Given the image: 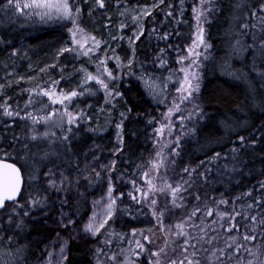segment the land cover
<instances>
[{"label":"trees","instance_id":"1","mask_svg":"<svg viewBox=\"0 0 264 264\" xmlns=\"http://www.w3.org/2000/svg\"><path fill=\"white\" fill-rule=\"evenodd\" d=\"M107 1L105 8L93 7L91 15L87 9L92 5V0H71L73 3L83 4L84 6L79 22L85 31L103 37L102 23L99 20L110 13L111 7ZM137 1L140 5L152 6L158 4V7L153 8L151 14L144 20L143 35L135 42L136 61L133 65L129 66L127 64L128 59L132 56V50L126 46L121 47L120 53L125 66L121 72H115L119 77L114 84L118 85V90L124 93V97H117L115 104H105L107 93L100 88V92H97L94 96H86V101L81 104L80 109H83L92 119L89 122V120L82 117L78 125L79 134L77 136V140L82 145L81 151L87 152L88 158L92 159L93 154L98 157L92 163L93 167L107 164L110 159L117 160L116 170L112 175H116V181H119L116 182L118 193L123 191L125 195L121 197L120 204L119 197L117 215L110 223L111 228L108 227L109 230L103 233L100 238L75 237L79 233L78 228H80V225L90 215L92 201L103 192L106 185L105 178L102 176L96 184L87 188L85 194L81 197V204L77 208L80 219H78L76 232L74 231L70 237V259L73 260V264H95L96 247H103L104 251L108 250L103 242L105 235L111 239L113 244L124 248L123 240L128 239L127 245L133 243L131 239L132 229L142 230L150 226H157V223H155L157 218L152 215L151 208L148 209L150 221L141 218L145 214V201L150 204L152 199L158 198L155 205L158 211L172 206L169 203L171 200L170 192L167 190L164 192L158 191L159 188L164 186L165 181H171L175 185V182L180 180L181 177L187 179V174L181 171L182 166L195 165L198 161L204 160L206 156H211L213 151L228 150L227 141L230 138V133L225 128L224 121L227 120L231 123L229 118L235 119L240 124V129L234 127L231 130L232 133L240 131V134L249 135L258 140L260 139V132L264 130L261 128L264 112L251 104L247 82L232 74L231 68H241L242 63L239 58L231 56L229 50V41L232 33L237 29L238 22H249V10L255 9L261 0H217L220 4V10L210 13L213 18L204 25L206 39L212 47L207 49L206 55L203 54L205 50L202 46L194 47V51L202 53L199 62L202 67V87L199 94V104L206 115L200 122L198 121L199 123L194 125L197 127V134H189L186 139L180 135L182 151L179 156L176 155V165L168 163L166 150L163 152L167 141L162 140V144L158 142L155 131L162 123L165 125L169 123L164 118L168 114V108L171 107V104L173 106V101L179 102L180 94L177 89L183 80L182 70L190 65L191 68L194 66L191 62L195 57L188 52V48L197 39V20L192 9L199 3V0H184L183 19H180V0H163V3H160V0ZM6 2L7 0H0V21H3L0 23V35L5 37V40L0 42V62L10 59L19 62L25 56V60L29 61L30 64L47 68L46 76L51 77L53 82L61 80L59 85L68 87L70 90L80 89L82 86L87 85L84 82L85 80L81 78L77 81L74 79L79 77L80 74L86 73L85 69H87V73L89 71L91 74L98 75L101 73L103 69L100 65L93 67V63L78 51L60 53V49L70 43L71 32L69 29L72 27L71 22L61 19L59 16L42 17L38 12L33 13L31 16H20L13 15L12 10L9 9L5 13L2 9ZM169 5H171V16L168 15ZM237 5H241V7H237ZM251 22L255 24L256 15L251 16ZM153 28L156 32L168 31L172 35L167 40L160 39L153 32ZM161 48L166 50L165 54L160 53ZM16 49H19V51H15ZM226 54L228 55L227 63L225 62ZM161 55L167 61L164 65L159 63ZM182 55L188 56L189 59L181 62L179 57ZM141 64H143V68H141ZM129 67L132 69L131 74H129ZM144 73H148L157 81V84L163 90L162 93L150 94L148 88L145 87V81L140 79ZM61 77L63 78L61 79ZM250 78L258 81L259 74L252 70ZM24 87L34 88L27 85H24ZM258 89L259 84L257 85V93ZM6 91L8 92L9 89L6 88ZM10 94H12L11 88L6 97L0 95V105L10 97ZM15 100L19 101L18 97ZM8 104L12 105V102ZM47 105L46 99L33 98L30 102L29 111L43 117L51 111V108ZM128 105H131V112L127 111ZM75 107H77L76 103ZM2 110L3 108L0 107V136L3 137V139H0V148L13 134L19 138L22 132L30 133L32 127V123H22L16 121V119L3 118L5 115L2 114ZM121 112L126 113V119L123 120L125 147L123 151L116 152L115 149L119 147V142L116 139L115 132L121 121ZM93 117H97V121H94ZM153 117L154 119H152ZM13 120H15V124L11 123ZM37 128L39 129V127ZM101 128L102 131L90 130ZM52 130L62 131L57 127H53ZM209 134L213 137L212 140L206 139ZM231 139L235 140V135H231ZM88 149L92 151L88 152ZM157 150H159L160 157L164 161L160 165V170L168 165L170 173H167L166 177L161 178L160 175L155 179L153 183L156 185V189L143 197H149L148 200L140 199L139 195L136 199H132L131 193L137 191V188L130 181L136 180L137 185L147 191L149 181L143 179L142 173L148 171L149 176L152 174L153 171L149 170L152 168L153 158L156 159ZM261 152H264V147L255 148L252 151L255 159L249 161L246 157L245 162L249 164V167L244 168L239 174L230 171L214 173L217 178L213 179L210 176L206 186L197 179L193 188H189V192L194 190L200 192L202 199L197 201L192 196H186L188 203L185 208H169L171 216L173 215L176 219H179L180 214L183 218V213L189 211L192 206L198 205L202 208L205 204L212 206L223 197L228 198L230 204L220 205V211L231 210L233 204H235L236 210H239V204H247L251 199L247 195H241L247 193L249 187L253 188L254 196H260L262 190L259 184L264 182ZM77 155H80V153L78 152ZM80 158L85 160L83 155ZM85 162L87 163L88 160ZM213 163L215 164V162ZM236 197H239V199H235ZM64 211L67 212L69 209L65 208ZM255 211H261V209L258 208ZM59 213L60 205L57 202L42 211L33 209L31 217L26 219V228L16 229L13 226H8L12 228V231H9L8 234L11 235L12 232H15L19 237V244L25 245L28 249L27 264H44V258L47 252L50 251V248H45V245H48L52 240H56V233L58 232L62 237L68 235L66 231L58 226ZM213 215L214 217L212 216L210 220L217 219L218 212L214 211ZM203 217L204 213L201 212L194 223L198 219H203ZM236 219L238 223H241L242 228L247 223L246 219L244 221H241L240 217ZM222 222L226 226L228 218L224 217ZM8 227H6V231ZM216 233H219L218 240L225 239L224 243L228 241V234L224 230L217 228ZM234 233L235 230H233ZM160 240L161 242L159 241L156 244L153 242L148 247L151 249L162 245L165 240L164 236H161ZM228 242L231 243V241ZM59 243L58 241L55 247L58 248ZM253 243L259 245V236ZM0 244L1 248H4L8 241L0 242ZM15 246L13 245V247ZM116 249L119 248L116 247ZM240 256L242 260L248 258L243 252ZM140 257L144 259L145 264H148L145 261L146 257L143 255ZM131 258L136 261L135 258Z\"/></svg>","mask_w":264,"mask_h":264},{"label":"snow or ice","instance_id":"2","mask_svg":"<svg viewBox=\"0 0 264 264\" xmlns=\"http://www.w3.org/2000/svg\"><path fill=\"white\" fill-rule=\"evenodd\" d=\"M117 3H119V0H117ZM160 3H163V0H160ZM180 5V19H183L184 0H180ZM93 7L105 8L106 0H92V5L88 7L87 11L92 13ZM151 7L156 8L158 4H154ZM237 7H241V5H237ZM9 9L12 10L13 15L20 16H31L38 9L42 17L59 16L61 19L71 22L72 27L69 29L71 39L76 46L80 47H74L73 44L69 43L60 49V53L80 51V48L87 43V39L81 40L77 38L78 35H82L85 32L79 22L84 11L83 4L73 3L71 0H7L2 10L7 13ZM192 10L197 20V39L192 42L188 52L195 57L191 64L195 65L197 70L192 72L191 65L182 70L183 80L177 92L180 94L179 103L190 100L194 111L190 112L188 117H179L181 121L192 116L203 119L206 115L204 109L195 103V98L193 97V93L198 92L200 89L201 73L199 72V62L202 55L200 51H194V47L202 46L205 50L203 53L205 55L207 54V49L212 47L211 43L206 39V28L204 25L213 18L210 13L220 10V4L217 0H199V3ZM142 11L147 15L150 13V8L145 6ZM249 12V22H238L237 29L232 33L229 41L231 56L239 58L242 63L241 68H231V72L235 77L244 79L247 82L251 104L264 112V0H261L258 6L255 9H250ZM168 15L171 16V5H169ZM252 15H256L255 24L251 22ZM133 19L139 23V32L135 34V40H139L144 32L143 16L137 13ZM237 20L239 21L238 17ZM2 22L0 21V23ZM106 23H111V21L108 20ZM119 27L122 29L125 25L120 24ZM153 32L163 40H167L172 35L168 31L156 32L155 28H153ZM90 38L95 47L86 49L89 54L97 51L98 46L102 43V40L97 39L94 35H91ZM128 39L129 43L132 44V56L128 59L127 64L131 66L136 61V47L133 43V38L129 37ZM4 40L5 37L0 35V42ZM15 51L18 52L19 49ZM165 52V49H160L161 54H165ZM108 58L107 53H105L103 60L97 63L106 71L107 77L114 81L117 77L112 69L107 67ZM112 58L123 67V60L120 57L113 54ZM179 59L183 62L189 57L182 55ZM227 60L228 55L226 54V63ZM166 62L164 56L161 55L159 63L164 65ZM141 68H143V64H141ZM252 70L259 74L258 81L250 78ZM85 72L87 73V69H85ZM131 73L132 69L129 67V74ZM102 75L103 73L99 75L88 73L84 82L87 83L89 80L98 81L112 102H115L116 97L123 98L124 93L118 90V85L112 84L110 86L108 80L101 78ZM20 79H24V77ZM140 79L145 81V87L148 88L150 94L157 95L162 93L163 90L159 87L157 81L149 76L148 73H144ZM56 83L53 82L52 91L47 88L42 89V91L52 97L53 100H59L61 104H64L66 99L70 100L78 95H83V92L78 91V89L58 93L55 90ZM0 88H3V85H0ZM31 91L36 92L37 88H32ZM88 91H91V89H88ZM0 107L3 108L6 116L16 117L21 115L19 111L13 109L11 104L4 103ZM131 110V105H128L127 111L131 112ZM174 111H179V104L176 101H173V106L168 108L169 117ZM55 115L56 109H52L43 117L33 115L31 112H24V116L32 121L30 133L22 132L19 138L13 134L4 146L0 148V242L8 241V244L0 249V256L4 257V259H0V264H27L28 249L25 245L19 244V237L15 232H12L11 235L8 234L9 231H12V228L8 226H13L16 229L26 228V219L31 217L33 209L42 211L57 202L60 205L58 226L66 231L68 235L62 237L58 232L56 233L57 239L45 245V248H50V251L47 252L44 258V264H73V260L70 259V237L78 226V219L80 218L77 208L81 204V197L85 194L87 188L96 184L102 176L108 181L107 202L102 208L98 209L97 205L103 202L105 198L102 196L100 201H95L91 206L93 209L91 216L86 223L80 225L82 233L88 232L92 235H99L101 230L107 232L111 228V225H109V229H105V225H108L109 220L117 213L118 198L125 195L123 191L116 195L113 194L116 184L112 180V173L116 170L117 160L112 159L109 163L98 165L97 167H93L90 162H85L88 159V154L81 151V142L77 140L79 134L78 125L81 117L86 120H91L92 117L84 112L83 109L70 112L65 107L62 114L63 118L55 121L56 127L62 129V131L56 132L51 127L52 118ZM120 115L121 121L118 124L119 132L117 134L119 147L115 149L116 152L123 151L125 147L123 120L126 119V113L121 112ZM41 119L49 124V127L44 131H40L36 127L37 122ZM229 119L231 123L227 120L223 122L230 133V138L227 141L228 150L213 151L211 156H206L204 160L198 161L195 165L182 166L181 171L187 174V179L181 177L180 180L175 182V185L171 181H165L164 186L158 189L161 192L166 190L170 192L171 200L169 203L173 208L184 209L188 203L186 196H192L197 201L202 199L200 192L195 190L189 192V188H193L197 179L206 186L210 176L213 179L217 178L214 173L230 171L234 174H239L244 168L249 167V164L245 162V158L247 157L249 161L254 160L255 157L252 155V151L257 147H264V130L260 132L259 140L249 135L240 134V131L232 133L231 130L234 127L240 129V124L231 117ZM11 123L15 124V120L11 121ZM169 126L171 128L175 127V125L171 124ZM164 127V124L160 125L161 134ZM261 128L264 129V120L261 121ZM90 130L102 131L103 129ZM187 134H197V127H189L185 135ZM231 135H235V140L231 139ZM0 139H3V137L0 136ZM180 139V136L176 137L177 143L173 148L177 156L182 151V146L179 144ZM206 139L212 140L213 137L209 134ZM91 151V149H88V152ZM78 152L80 155H77ZM81 155L85 157V160H81ZM260 156L262 158V166H264V152H261ZM157 157H160V153H157ZM97 159L98 157L93 154L92 161L94 162ZM163 163L162 157L153 160L152 168L149 171L158 174L160 165ZM172 163H175V161H172ZM142 176L143 179L149 181L147 191L137 185L136 180H131V184L137 188V191L131 193L132 199H136L138 195L142 199L156 189V185L149 178L148 171L143 172ZM259 187L262 191L258 197L253 195L252 187L248 188L247 193L241 194L247 195L251 199L247 204H239V210H236V206L233 204L231 210L220 211V205L230 204L229 199L223 197L212 206L207 204L203 208L198 205L192 206L189 211L183 213L182 219H175L171 228L164 224L162 220L165 213L170 212V210L165 207L158 211L155 207L158 198L152 199L149 207L152 210V215L157 218L156 223L167 229L164 232V236L167 239L163 241L162 245L151 249L137 240L135 242L136 248L147 252L152 264H264V182L260 183ZM235 199L238 200L239 197ZM65 208L69 209V211L65 212ZM258 208L261 211H255ZM214 211L218 212L217 219L209 220L208 218L213 216ZM201 212L204 213L203 219L199 223H194L197 218L196 214ZM245 213L247 214L246 217ZM224 217L228 218L226 226L222 222ZM237 217H240L241 221L247 220L243 228L241 223L237 222ZM6 227H8L7 231L5 230ZM217 228L224 230L228 234V241H231V243L225 241L223 247L216 246L215 242L219 235V233H216ZM233 230H235L234 234ZM132 232L142 233L143 230L132 229ZM258 236L260 243L256 245L253 242L258 239ZM145 240L150 245L152 241L151 235L146 236ZM58 241L60 243L57 248L55 245ZM177 241L181 242L177 243ZM104 243L110 245L112 241L105 235ZM13 245L16 246L13 247ZM177 247L180 249L178 253ZM129 252L130 255L124 264H137L131 257L133 255L139 257L142 252L134 249H130ZM241 252L248 258L242 260ZM106 261H109L110 264L111 262H116L117 254L111 251L105 253L103 247H96L95 264H106Z\"/></svg>","mask_w":264,"mask_h":264},{"label":"rangeland","instance_id":"3","mask_svg":"<svg viewBox=\"0 0 264 264\" xmlns=\"http://www.w3.org/2000/svg\"><path fill=\"white\" fill-rule=\"evenodd\" d=\"M109 2V3H108ZM107 3L110 5L111 10L110 13H107L106 16L102 17V19H100L99 21L102 23V34L103 37H101V35L99 34H94L92 32L89 31H85L82 35H78L77 38L81 39V40H85L87 39V43L83 45V47L80 48V51H78V53H80L83 57L88 58L90 60V62L93 63V67H98L99 64L97 63L98 61H102L103 60V56L105 53H107L108 55V60H107V67L111 68L114 75L117 77H119V75L115 74V72H121L122 69L125 66V62L123 60V57L120 53L121 51V47L126 46L129 49L132 50V44L129 43V37L133 38V43L135 44V42L137 40H135V34H137L139 32V23L136 22L133 18L136 16L137 13H139L141 16H143V27H144V20L146 19V17L148 15L151 14L153 8L151 6H148L150 8V13L145 15L143 13V9H144V5H140L139 2L137 0H132V1H119V3H117V1L115 0H108ZM39 13V10L37 9L34 13ZM123 13V15H121ZM92 15V13H91ZM110 20L111 23H106V21ZM120 24H124L125 27L124 28H120L119 25ZM91 35H94L97 39L102 40V43L98 46V50L92 52L91 54H89L86 49L87 48H92L95 47V45L93 44V41L91 40ZM142 36V35H141ZM140 36V37H141ZM113 37H115V39H113ZM123 37V38H121ZM70 43L73 44L74 47H80V46H76L74 41L71 39ZM113 54H115L116 56L120 57L123 60V67H121V65L119 63H117V61L115 59H113ZM20 58V57H19ZM24 58V59H23ZM21 58L22 60H19V62L14 61L13 59L7 60V61H2L0 62V85H3V88H0V95H8L10 93V88L12 89V94H10L7 99H5L2 103V105L4 103H9L12 102V107L13 109L19 111L21 113L20 116H16V117H9L6 116L3 118L6 119H16V121H20L22 123H32L30 118H27L24 116V112H30V102H32L33 98L35 99H46L47 102V106H49V108L52 109H56V115L54 118H52V124L51 127H56V123L55 121H58L60 119L63 118V109L65 107H67V109L70 112H76L80 109L81 104L84 103L85 97L86 96H94L97 92H100L99 88L103 90V87L100 86L98 81L95 80H89L87 82V85L82 86L80 89H78V91L83 92V95H78L76 97L71 98L70 100H65L64 104H61L59 102V100H53L52 97H49L46 93H44L42 91V89L47 88L49 91L53 90V81L51 77L46 76V71L47 68L45 67H40V66H36V65H32L30 64L29 61L25 60V56ZM93 69V68H92ZM196 66H192L191 71L195 72ZM94 72V70H92ZM199 72L201 73V78H202V67L199 65ZM88 73H91L90 71ZM87 73V74H88ZM101 73H103V75L101 76L102 79H106L109 81L110 85L114 84V82L117 80L115 79L114 81L107 77V73L104 70H101ZM100 73V74H101ZM86 73L80 74L79 77H75V81H77L79 78H81L82 80H85L86 78ZM95 74V73H94ZM120 74V73H119ZM97 75V74H96ZM99 75V74H98ZM21 77H24V79H20ZM61 81V80H60ZM60 81H56V87L55 90L58 93H65L68 91H71L70 88L68 89V87H63L59 85ZM24 85L27 86H32L34 88H37L36 92H32L31 89L32 88H28V87H24ZM76 86V85H75ZM202 87V79H201V84H200V89L198 92H194L193 93V97L195 98V103L197 105H200V101H199V94H200V90ZM6 88L9 89V91H6ZM88 89H91V91H88ZM7 92V93H6ZM25 94H27V96H25ZM18 97L19 101H16L15 99ZM117 98V97H116ZM165 102V101H163ZM75 103L76 106L75 107ZM114 102H112L108 95L106 96V101L105 104H113ZM115 104V103H114ZM179 111H174V113L169 117L168 114L165 115L164 118L167 119V121H169V123H167L163 129V133L161 134V129L160 126L158 127V129L155 131L156 134V138L158 142H161L162 140H166L167 144L165 146V148L163 149V152L166 150V159L168 161L169 164L172 165H176V153L173 151V148L175 147V144L177 143L176 141V137L182 135V137L184 139H186V137L189 136V134L185 135V133L188 132V128L191 126H194L195 124L199 123L201 121L200 117L197 116H192L184 121H181L179 119V117L184 116V117H188V114L190 112L194 111L193 108V104L190 100H185L183 103H179ZM172 107V104H171ZM2 114H4V110H2ZM33 115H35L33 113ZM82 119V117L80 118V120ZM94 121H97V117H93ZM199 121V122H198ZM90 122V120H89ZM175 125L174 128H171L169 125ZM98 125V123H97ZM37 127H39L40 131H44L45 129H47L49 127V124L44 122L42 119L40 121L37 122L36 124ZM61 130V129H60ZM119 132V128L117 127L116 132H115V136L117 139V134ZM119 142V141H118ZM162 144V142H161ZM179 144H181V140L179 141ZM157 153H160L159 150H157ZM158 157L156 155V159L153 158V160H157ZM88 162L90 163H94L93 161H91V158L87 159ZM112 159H110L111 161ZM108 161V163L110 162ZM172 161H175V163H172ZM167 173H170V168L168 169V165L166 166V168L159 170V173H155L152 172V174H150L151 176V181L152 183L155 181L156 178H158V176L161 175L162 177H166ZM114 174V172L112 173ZM149 176V177H150ZM171 179V178H170ZM112 180L113 182H115L116 184V180H117V176L116 175H112ZM106 185L103 188V192L100 193L97 198H95L92 201V204L95 201H100V198L103 196L105 199L103 202H101L100 204L97 205V208H102L103 205L107 202V185H108V181L105 179ZM119 182V181H118ZM117 182V183H118ZM118 193L117 191V184H116V188L114 190V195H116ZM149 197H145L143 198V200H148ZM141 199V197H140ZM119 200V198H118ZM121 197L119 200V204L121 203ZM144 208H145V214H143L141 216V218L143 219H147V221L149 222V216H148V209L150 208L148 205V201H145L144 203ZM92 206V205H91ZM169 208H173L172 206H168ZM92 207H91V212H92ZM91 212L90 215L88 216V218L91 216ZM200 213L196 214V217L198 218ZM117 215V213H116ZM115 215V216H116ZM115 216L112 217L111 220H109L108 225H105V229H107L110 225V223L113 221V219L115 218ZM214 217V215H213ZM87 218V220H88ZM212 217H209L208 219L210 220ZM176 217L175 216H171L170 212L165 213L164 217H163V223L168 225L169 228H171L174 224ZM179 219H182L181 215L179 214ZM87 220L84 222L86 223ZM200 220L198 219L196 223H199ZM156 223V222H155ZM79 229V233H77L75 235V237H83V238H93V239H98L100 238L103 233H105L104 230H101V234L99 235H92L88 232H81V229ZM143 232H137L132 234V244H128V239L123 240L125 247L124 248H120L117 244H113L111 243L110 245L105 244L106 247H108V250L105 251V253H108L109 251L114 252L117 250L116 247H118L119 249L116 251L117 254V261L116 262H111V264H124V262L126 261L127 257L130 255L129 250L130 249H134L136 251H140L141 249H137L136 248V241L137 238L141 243H144L146 246H150L153 244L158 243L159 241L161 242V236H164V232L167 231V229H164L163 226L161 227L160 224H157V226L152 227L150 226L149 228L146 229H142ZM76 232V230H75ZM151 235L152 237V241L151 244L149 245V242L145 240L146 236ZM165 239H167V237L164 236ZM225 240V239H224ZM224 240H218L215 242L216 246L218 247H222ZM104 242V241H103ZM181 241H177V243H180ZM207 247V245H206ZM0 249L1 248V244H0ZM180 251V249L177 247V253ZM142 255L144 257H146V262H148V264H152L151 259L149 258V254L146 252H143V250H141ZM133 258L136 259L137 264H145L144 259L142 257H136V256H132ZM0 259H4V257L0 256ZM221 259H223V257H221ZM106 264H110L109 261H106Z\"/></svg>","mask_w":264,"mask_h":264}]
</instances>
